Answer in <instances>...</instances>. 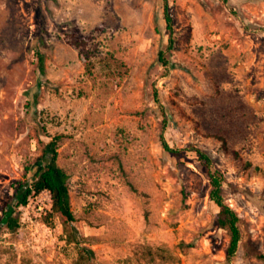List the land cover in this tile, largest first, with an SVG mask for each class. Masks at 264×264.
<instances>
[{"label": "rangeland", "instance_id": "374dc122", "mask_svg": "<svg viewBox=\"0 0 264 264\" xmlns=\"http://www.w3.org/2000/svg\"><path fill=\"white\" fill-rule=\"evenodd\" d=\"M169 11L172 30L164 0H0V217L62 135L78 229L32 196L0 264H227L199 150L242 217L232 264H264V0Z\"/></svg>", "mask_w": 264, "mask_h": 264}, {"label": "trees", "instance_id": "16d2710c", "mask_svg": "<svg viewBox=\"0 0 264 264\" xmlns=\"http://www.w3.org/2000/svg\"><path fill=\"white\" fill-rule=\"evenodd\" d=\"M166 7V19L169 28L172 30L173 16L169 11V0H164ZM174 40L172 39V44ZM36 52L40 59V69L43 74L47 73L45 54L39 46ZM63 139L62 135L53 137L46 143L44 154L35 162L27 167L26 180L20 181L15 188V194L3 209V215L0 217V227L7 228L15 232L21 228V217L19 215L22 207L29 205L32 196L39 195L44 191L52 194L54 211L63 219L66 228L72 227L77 232L75 223L76 214L73 210L70 174L59 164V143ZM164 144L168 151L177 154L178 150L170 147L164 137ZM203 160L206 161L212 182L210 198L220 208L216 223L219 227L226 229L231 241L228 248L227 264H232L238 254L240 244L243 239L242 217L227 201L226 183L228 182L225 173L214 166L212 157L202 151H198ZM75 232L72 234L75 235ZM264 259V255H261Z\"/></svg>", "mask_w": 264, "mask_h": 264}]
</instances>
